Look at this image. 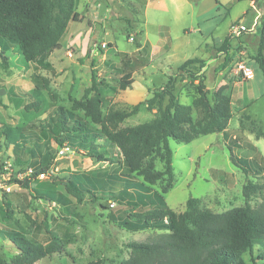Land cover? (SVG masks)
Listing matches in <instances>:
<instances>
[{
    "label": "rangeland",
    "instance_id": "rangeland-1",
    "mask_svg": "<svg viewBox=\"0 0 264 264\" xmlns=\"http://www.w3.org/2000/svg\"><path fill=\"white\" fill-rule=\"evenodd\" d=\"M76 9L81 21L70 23L61 49L47 58L49 68L26 63L16 50L4 55L5 61L0 52V256L8 263L16 257L18 250L11 241L16 233L35 243L45 242L47 225L64 249L35 264H89L94 260L123 264L131 255L132 243L155 242L168 233L128 231L117 223L123 214L119 205L108 200V193L99 192L97 198L85 194L79 202L60 181L75 173L125 172L122 166L99 161L84 151L69 149L62 154L53 139L59 134L60 108L85 117L84 111L73 110V102L83 99L92 84L93 70L106 115L130 111L151 98L185 61L204 60L209 98L227 86L233 117L224 133L200 136L189 144L170 139L174 179L164 194V207L182 212L190 198L198 199L200 208L219 214L247 204L261 206L260 195L246 199L243 187L252 181L264 188V73L254 60L264 6L258 15L250 2L238 0H77ZM244 22L250 31L235 37L232 29ZM228 36L234 39L226 58L220 48ZM142 57L147 66L133 74L130 88L121 90L123 63ZM241 63L252 71L251 78L245 79L239 71ZM174 93L186 105H192L197 96L189 78L179 80ZM155 114L156 110L142 105L119 126L145 123ZM193 116L199 117L196 110ZM38 122L27 144L18 145L21 131ZM229 147L239 160H254L249 176L231 161ZM41 162L48 164L47 173L37 172ZM154 163L156 171L164 170L160 159ZM167 183L164 177L151 187L162 191ZM45 192L61 193L66 205L39 199ZM131 206L123 210L131 212ZM252 258L245 254V264H253Z\"/></svg>",
    "mask_w": 264,
    "mask_h": 264
},
{
    "label": "trees",
    "instance_id": "trees-1",
    "mask_svg": "<svg viewBox=\"0 0 264 264\" xmlns=\"http://www.w3.org/2000/svg\"><path fill=\"white\" fill-rule=\"evenodd\" d=\"M238 1L254 2L259 12L263 10L264 0ZM76 5L77 0H0L1 56L5 60L4 55L16 50L26 63L35 62L49 68L47 58L61 49L70 23L81 21ZM140 35L142 33L136 36ZM233 39L234 36H228L221 45L220 52L225 53L226 58ZM136 45L141 48L138 39ZM254 60L264 73V20ZM123 65L119 87L125 91L134 83L133 74L145 68L147 62L143 57L128 58ZM196 65L199 66L195 70ZM206 67L204 60L189 59L168 77L162 87L153 91L151 98L134 105L130 111H110L106 115L102 110L100 82L93 70L92 84L85 90L83 99L73 102V110L84 111L85 117L59 109L56 122L59 134L53 137L59 148L84 151L99 161H110L112 165L125 169L123 174L91 171L60 178L67 192L79 202L83 201L85 194L97 198V193L106 192L108 200L119 205L123 214L117 222L119 226L132 232H168L155 242L132 243L131 255L123 264H245L244 255L247 253L253 257V264L264 262L263 187L252 181L243 187L246 199L260 195L263 203L258 208L247 204L219 214L200 208L196 198H190L182 212L164 207V194L174 179L170 139L189 144L200 136L224 133L233 117L232 100L225 93L227 86L220 87L209 98L205 84ZM183 78H189L196 88L197 96L192 105L182 103L174 93L177 82ZM142 105H146L149 111L156 110L152 120L135 126H119L136 115ZM194 110L198 112L197 119H194ZM40 123L25 127L17 137L18 145L27 144L33 135L31 128ZM229 150L234 165L249 176L254 160H239L231 147ZM157 159L164 163L163 171L155 170ZM48 169V164L42 162L37 166L38 173H47ZM164 177L168 178V183L162 191L151 187ZM39 199L66 205L59 192L42 193ZM128 205H132L131 212L123 210ZM8 207L9 203L7 209L10 212ZM46 232L48 237L43 243L32 242L16 233L11 239L18 250L16 257L8 263L0 256V264H35L62 252L61 240L48 230L47 225ZM89 264L105 263L94 260Z\"/></svg>",
    "mask_w": 264,
    "mask_h": 264
},
{
    "label": "built area",
    "instance_id": "built-area-1",
    "mask_svg": "<svg viewBox=\"0 0 264 264\" xmlns=\"http://www.w3.org/2000/svg\"><path fill=\"white\" fill-rule=\"evenodd\" d=\"M248 31H250V30H249V28H247V26L245 25V22L242 23V24H239V25L235 26V27L232 29V33H233V35H234L235 37H238V36H240L242 33H244V32H248ZM238 69H239V71L243 74V76H244L245 79H249V78H251V77L253 76L252 71L248 68L247 65H245V64H243V63L239 64ZM67 152H69V148H67V147H66V148H62V149L60 150V153H62V154H65V153H67Z\"/></svg>",
    "mask_w": 264,
    "mask_h": 264
},
{
    "label": "crops",
    "instance_id": "crops-1",
    "mask_svg": "<svg viewBox=\"0 0 264 264\" xmlns=\"http://www.w3.org/2000/svg\"><path fill=\"white\" fill-rule=\"evenodd\" d=\"M154 3H159V2H162L163 0H152ZM248 2H250V1H248ZM251 4H252V6L253 7H255V5H254V2H250ZM96 8H98V6L96 7ZM260 13H259V11H258V15H259ZM144 69V68H143Z\"/></svg>",
    "mask_w": 264,
    "mask_h": 264
}]
</instances>
